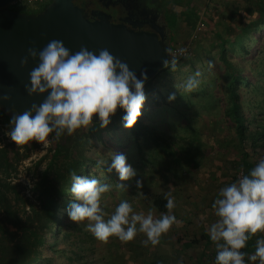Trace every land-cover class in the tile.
I'll return each mask as SVG.
<instances>
[{"label": "rangeland", "instance_id": "obj_1", "mask_svg": "<svg viewBox=\"0 0 264 264\" xmlns=\"http://www.w3.org/2000/svg\"><path fill=\"white\" fill-rule=\"evenodd\" d=\"M52 0H17L10 4L12 10L21 12L37 11L51 3ZM264 0H167L165 6L178 12L187 10L188 15L180 17L174 34L170 41L171 48L190 45L195 53L189 57L171 60L168 67L161 69L151 81L144 84L146 101L141 109L143 118L153 122L160 133L169 140L191 145L195 135L201 139L200 146L206 148L205 158L195 165L185 158L181 161L173 159L171 154L164 150L159 151L157 144L147 141L142 143L145 165L139 158L135 141L128 138V128L123 126L111 133H105L104 141L92 138L94 145L88 146L87 153L99 160L103 166H108L107 153L116 148V154L123 153L127 162L132 165L136 175L126 181H121L117 173L114 180H100L110 185V190L101 196V207L107 219L121 200H127L134 211L147 214L152 209L154 217L161 214H172L176 217L168 232L159 237L156 245L142 243L146 239L143 233H138L134 239L124 242L115 236H110L107 252L102 240L97 239L90 231L89 234L96 240L95 254L92 243L87 244V264H150L154 253L164 256L161 264H214L216 255L215 245H207L202 235L205 227L214 222L217 217L211 205L217 196L218 190L240 178L244 173L241 159L243 152L236 147L238 137L236 128L229 116L225 113L227 93L225 90L226 73L219 59V42L226 34L234 36L242 30L243 19L252 20L256 3ZM203 23V30L197 39L192 33L197 22ZM229 55L241 67L247 80L240 86L242 104L247 116L249 128L256 125L264 128V29L256 36L249 37L246 42L247 50L241 44L229 41L227 43ZM175 63V70H171ZM199 71L200 84L193 92L181 93L176 85H181L187 78ZM175 94V99L169 96ZM213 95V96H211ZM207 97V98H206ZM189 98V99H188ZM206 98V99H204ZM212 99L211 106L206 102ZM0 117L1 114H0ZM10 126H4L0 132L1 142L7 151V156L20 168L19 179L29 184L26 170L31 161L37 160L48 152L50 147L62 148L65 134L58 140L50 134L46 144L44 142L32 143L28 157H24L26 149L17 145L5 131ZM82 127L77 130H83ZM164 141L162 140L161 145ZM231 142V145H229ZM246 145L251 152V160L264 157V145L253 150L250 141ZM195 144V143H194ZM227 146L229 147H225ZM233 149H230V148ZM168 159V161H167ZM135 162H134V161ZM148 161V163H147ZM140 165V167H139ZM103 166L96 168L101 172ZM169 166V169L165 167ZM99 179V178H97ZM142 187H137V181ZM123 184L125 187H119ZM158 191L169 193L175 200V207L171 213H161L142 196V192ZM85 220L83 229L87 230ZM88 231V230H87ZM261 237L264 233H256ZM87 234L78 238H85ZM193 238H197L194 245L186 246ZM199 238V239H198ZM91 244V245H90ZM136 248L137 246H139ZM65 246V245H62ZM92 248V249H91ZM73 247L68 246L67 253L55 258L53 264H78L71 256ZM111 254V260L107 255ZM101 258V259H100ZM258 264V262H250Z\"/></svg>", "mask_w": 264, "mask_h": 264}, {"label": "clouds", "instance_id": "obj_2", "mask_svg": "<svg viewBox=\"0 0 264 264\" xmlns=\"http://www.w3.org/2000/svg\"><path fill=\"white\" fill-rule=\"evenodd\" d=\"M29 57L38 63L29 72L30 83L25 89L29 95H47L42 103L14 112L10 117L5 135L17 145L33 140L46 144L50 134L57 140L64 134L72 135L77 129L92 124L94 114H98L99 127L106 128L118 108L124 110L122 121L126 128L134 126L141 115L146 101V75L142 73L144 78H138L127 63L107 48L91 51L81 46L73 53L63 41L53 39L41 49L29 47L21 64L27 65ZM171 70H175V63ZM200 75L197 71L176 87L182 94L193 92L200 84ZM3 99H9L8 95ZM169 99H175V94ZM113 169L121 181L136 175L123 153L113 154L107 170ZM70 175L73 199L66 210L68 218L76 223L86 220L87 230L99 240L115 236L127 242L143 233L146 237L143 244L156 245L159 237L177 222L172 214L154 217L152 209L147 214L138 213L127 200H121L105 219L101 196L110 190V185L95 177L78 176L75 171ZM137 187H142L139 180ZM165 199V207L171 213L175 207L174 197L165 193ZM211 207L217 219L205 227V232L215 245L214 264H264V236L256 239L254 252L241 251L254 234L264 233V157L248 174L221 187Z\"/></svg>", "mask_w": 264, "mask_h": 264}, {"label": "trees", "instance_id": "obj_3", "mask_svg": "<svg viewBox=\"0 0 264 264\" xmlns=\"http://www.w3.org/2000/svg\"><path fill=\"white\" fill-rule=\"evenodd\" d=\"M153 1L159 9L163 10L164 19L170 29L169 49L171 50L170 41L177 23L180 17L188 15L189 11L178 12L171 10L165 6L167 0ZM48 5L37 11L26 13L37 14ZM255 5L257 16L252 20L243 19L241 22L242 30L239 34L234 36L226 34L227 36L219 42V59L226 73L225 90L227 102L225 113L236 128L238 137L236 147L243 152L241 165L244 175L248 174L249 170L258 161L250 159L251 152L245 142L249 140L250 147L253 150L264 145V128L259 125L249 128L240 90L241 83L247 78L241 71V67L229 55L227 43L229 41L239 43L242 49L247 50V39L256 36L260 30L264 29V4L259 1ZM6 8L11 9L10 6ZM167 67L168 65L162 69ZM152 79L145 80V83ZM212 101V99L206 100L210 106ZM0 114L2 116L0 117L1 122L9 123L12 115L1 109ZM124 114V110L118 108L116 113L111 116V123L106 128H101L98 122H93L83 130H76L72 135L65 134L62 148L53 150L50 147L46 154L37 160L31 161L24 168L29 184L19 179L18 174L21 171L19 166L8 158L6 149L0 146V264H53L58 255L67 253L68 246L73 247V253L71 256L67 255L68 258L75 260L74 262L78 264H87L84 262L88 257L85 248L90 242L94 246L96 240L89 234V231L82 228L84 221L76 223L68 218L66 210L73 199L70 193L72 183L70 173L75 171L78 176L95 177L104 181L109 177L114 180V173L117 172L114 169L108 172V167L103 166L99 160L94 159L87 151L89 149L88 146L94 145L92 138L96 137L104 141L105 133L119 130ZM128 131V138H132L135 141L139 158H141L144 165L146 158L143 154L142 143L145 144L147 141L157 144L159 151L164 150L166 153L171 154L176 161H181L185 158L189 163L196 165L199 160L206 156L205 150L207 146H204V148L200 146L201 139L198 135L194 136L191 145L180 144L174 139L167 142V138L158 131L156 125L151 121L147 122L142 114L138 117L135 125L128 128ZM162 140L164 142L161 145ZM225 145V147H228L227 144ZM229 145H231V142H229ZM23 146L26 149L24 157H28L32 144L29 146L25 143ZM230 149L233 148L231 147ZM115 151L117 149L113 148L107 153L106 165H111L112 156L114 153L116 154ZM96 165L103 166L104 170L99 172ZM165 168L169 169V166ZM114 182L118 184L117 180H114ZM142 196L157 211L161 213L168 212L165 207L167 201L164 192L144 191ZM83 234H87V236L82 239L78 238ZM200 237L210 240L206 232H203ZM192 240L186 242V246L193 245L194 242ZM255 242L256 234L247 241L245 248L241 249V251L249 254L254 252ZM102 243L108 252L109 246L114 242H110L107 239L102 240ZM138 247L140 245L136 248ZM96 249L97 247L94 246L91 250L93 255ZM154 254L155 256L151 259L150 264H161L164 261V256L162 254ZM107 258L111 260V254L107 255ZM245 259L247 260V257Z\"/></svg>", "mask_w": 264, "mask_h": 264}, {"label": "water", "instance_id": "obj_4", "mask_svg": "<svg viewBox=\"0 0 264 264\" xmlns=\"http://www.w3.org/2000/svg\"><path fill=\"white\" fill-rule=\"evenodd\" d=\"M16 1L0 0V109L9 115L43 102L47 93L29 95L25 89L38 60L29 57L22 65L21 58L29 47L41 49L53 39L73 53L81 46L91 51L107 48L141 79L142 73L153 78L166 60L167 65L171 62L166 23L158 15L136 16L128 9L131 0H116L121 4L117 17L97 8L86 11L80 0H53L37 14L6 8ZM5 94L9 99H3ZM97 117L93 115L94 122Z\"/></svg>", "mask_w": 264, "mask_h": 264}, {"label": "flooded vegetation", "instance_id": "obj_5", "mask_svg": "<svg viewBox=\"0 0 264 264\" xmlns=\"http://www.w3.org/2000/svg\"><path fill=\"white\" fill-rule=\"evenodd\" d=\"M81 5L89 11L92 8L102 9L117 17L121 13V4L116 0H80ZM128 9L136 12V16L145 17V15H158L160 21H165L163 10L159 9L153 0H131ZM167 25V23H166ZM168 27V25H167ZM169 28V27H168ZM170 39V29L168 35V44Z\"/></svg>", "mask_w": 264, "mask_h": 264}, {"label": "built area", "instance_id": "obj_6", "mask_svg": "<svg viewBox=\"0 0 264 264\" xmlns=\"http://www.w3.org/2000/svg\"><path fill=\"white\" fill-rule=\"evenodd\" d=\"M202 30H203V23L198 21L195 24V28H194L193 33H192V38L197 39L199 37V35L201 34ZM195 51H196L195 48H193L190 45L176 46L174 48H171V50H170L171 60H178L181 58L189 57V56L193 55L195 53ZM4 126H9V123H3L0 120L1 131L4 130ZM1 135H2V133L0 134V137H1ZM0 146L4 147V144L2 142H0ZM243 175L244 174H241L240 177H242Z\"/></svg>", "mask_w": 264, "mask_h": 264}, {"label": "crops", "instance_id": "obj_7", "mask_svg": "<svg viewBox=\"0 0 264 264\" xmlns=\"http://www.w3.org/2000/svg\"><path fill=\"white\" fill-rule=\"evenodd\" d=\"M203 232H205V231H203ZM264 236V235H263ZM258 237H257V235H256V239H257ZM204 239V238H203ZM196 240H197V238L195 239V238H193V242L194 243H196ZM204 241L206 242V243H208L207 245H210V246H213L214 245V243L211 241V240H208V239H204ZM194 243H193V245H194ZM251 264V263H250Z\"/></svg>", "mask_w": 264, "mask_h": 264}]
</instances>
